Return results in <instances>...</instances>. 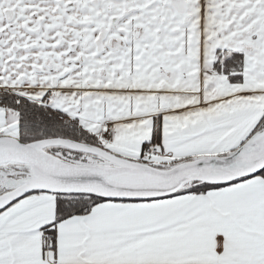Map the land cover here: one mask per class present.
<instances>
[{"label":"snow or ice","instance_id":"6c2138e0","mask_svg":"<svg viewBox=\"0 0 264 264\" xmlns=\"http://www.w3.org/2000/svg\"><path fill=\"white\" fill-rule=\"evenodd\" d=\"M0 264H264V0H0Z\"/></svg>","mask_w":264,"mask_h":264}]
</instances>
